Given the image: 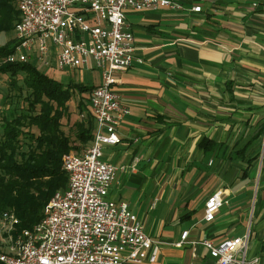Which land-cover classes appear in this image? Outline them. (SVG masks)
Returning <instances> with one entry per match:
<instances>
[{
  "label": "crops",
  "instance_id": "1",
  "mask_svg": "<svg viewBox=\"0 0 264 264\" xmlns=\"http://www.w3.org/2000/svg\"><path fill=\"white\" fill-rule=\"evenodd\" d=\"M179 1L126 13L140 60L115 73L130 113L119 142L103 148L124 167L108 197L129 202L160 250L154 262L123 264H215L201 240L247 230V256L264 264V0ZM83 67L94 68L92 58ZM217 189L229 201L206 221Z\"/></svg>",
  "mask_w": 264,
  "mask_h": 264
},
{
  "label": "built area",
  "instance_id": "2",
  "mask_svg": "<svg viewBox=\"0 0 264 264\" xmlns=\"http://www.w3.org/2000/svg\"><path fill=\"white\" fill-rule=\"evenodd\" d=\"M179 0H17L19 18L14 24L17 43L1 61H30L68 70L100 68L101 82L88 92L95 118L91 144L81 151L63 153L65 187L56 189L42 214L29 227L16 229L18 217L9 209L0 212V260L5 264H123L156 261L158 240L143 228L127 200L108 197L118 169L103 155L105 144L119 142V123L130 113L114 88L115 73L132 65L135 36L128 10L178 8ZM200 4L190 6L200 10ZM223 190L211 192L204 202L203 219L210 221L228 203ZM188 230L173 242L180 246ZM249 230L219 242L201 240L215 264H256L247 256ZM146 252V254H145Z\"/></svg>",
  "mask_w": 264,
  "mask_h": 264
},
{
  "label": "trees",
  "instance_id": "3",
  "mask_svg": "<svg viewBox=\"0 0 264 264\" xmlns=\"http://www.w3.org/2000/svg\"><path fill=\"white\" fill-rule=\"evenodd\" d=\"M18 18L17 0H0V33L14 32ZM16 43L15 34L0 41V58L12 52ZM0 73L9 77V92L0 102V212L13 211L18 229L37 221L51 194L65 187L63 153L81 151L93 138L95 118L84 96L77 105L86 116L73 122L79 144L64 130L62 118L68 115L72 94L89 92L94 84L63 83L30 61H1ZM211 142L204 137L200 144L208 150ZM0 264L5 263L0 260Z\"/></svg>",
  "mask_w": 264,
  "mask_h": 264
},
{
  "label": "rangeland",
  "instance_id": "4",
  "mask_svg": "<svg viewBox=\"0 0 264 264\" xmlns=\"http://www.w3.org/2000/svg\"><path fill=\"white\" fill-rule=\"evenodd\" d=\"M133 13L128 14V16L133 18ZM127 16V14H126ZM14 36L13 31H6L0 33V41L8 40L9 38ZM38 66V65H37ZM38 68L45 72L46 74L55 77L56 79L62 81L63 83H68L69 81H81L83 83L93 84L101 80L100 77V68L94 66V68H85V67H77L74 69H68V70H58L55 67H45L39 65ZM22 74L19 75L21 77ZM9 77L5 73H0V102L3 99V96L7 92H9ZM80 98V95L78 92H74L72 94L71 100L69 101V110L68 115L64 116L62 118V126L64 130L71 136V140L74 143H78V139L75 138V129L73 126V122L75 120L80 119V117L86 116V111L79 110V107L77 105L78 99ZM83 98V97H82ZM84 98L85 95H84ZM1 107V104H0ZM34 128V127H33ZM203 205V204H202ZM0 246L2 248H7V246L4 243H1Z\"/></svg>",
  "mask_w": 264,
  "mask_h": 264
}]
</instances>
